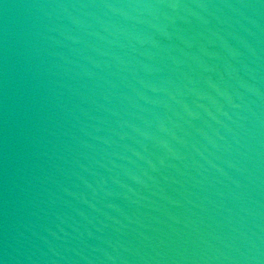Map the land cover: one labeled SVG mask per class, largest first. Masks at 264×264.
Returning <instances> with one entry per match:
<instances>
[{"label":"water","instance_id":"1","mask_svg":"<svg viewBox=\"0 0 264 264\" xmlns=\"http://www.w3.org/2000/svg\"><path fill=\"white\" fill-rule=\"evenodd\" d=\"M0 264H264V0H0Z\"/></svg>","mask_w":264,"mask_h":264}]
</instances>
